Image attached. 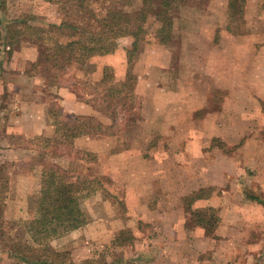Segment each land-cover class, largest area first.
<instances>
[{"label": "rangeland", "instance_id": "374dc122", "mask_svg": "<svg viewBox=\"0 0 264 264\" xmlns=\"http://www.w3.org/2000/svg\"><path fill=\"white\" fill-rule=\"evenodd\" d=\"M102 3L109 5L110 0L93 2L98 15L103 10ZM117 3L120 7L124 5L131 14L135 15L137 11V20H133L130 27L135 32L136 23L141 24L145 31L143 38L134 45L136 39L129 33L116 39L113 52L84 57L80 52L60 49L59 45L75 37H71L75 31L71 24L100 33L98 18L80 17L73 2L67 0L52 3L8 0L9 6L6 0H0V186L3 178L8 179L7 189L2 186L0 189L3 195L0 198V264H39L36 258L31 260L34 263L23 259L25 255L31 256L24 250L26 243L31 241L26 224L40 215L39 199L43 188L53 178L52 174L57 182L77 183L84 214L87 198L101 191L97 178L92 180L78 175L75 180L77 174H71L69 169L54 162H59L56 158L63 154H75L70 136L85 132L116 133L118 139L110 141L111 147L116 149L124 145L135 148L133 155L136 158L137 147L146 149L153 142L171 143L176 153L182 154L181 150L187 149L182 159L185 162L197 156L195 136L204 132L212 134L215 130L216 133L224 131L234 137L232 144L221 136H214L206 138L207 144L203 148H216L222 157L220 166L223 171L229 166L234 171L233 163L223 161L228 157L237 162L241 160L240 165L244 164V155L238 160L235 156L244 146L247 135L237 136V129L242 130L249 125L244 123L242 115L250 109L231 107L230 98L233 88L241 98H245L246 86H252L247 85L253 79L252 75L247 80L244 73L236 71L237 66L247 65L264 49V0H131L129 4L126 0H117ZM62 21L69 23L58 28ZM241 37L253 40L249 42L241 40ZM27 43L37 48L40 59L36 64L28 63V76L32 79L38 76L41 83L29 82L33 88L26 89L23 94H37L49 102L53 124L60 134L69 137L67 143L61 138L13 140L5 137L6 118L17 112L19 95L15 96L17 93L10 91L11 76L3 77V73H10L9 60L13 49ZM45 80L48 85L44 84ZM66 85L76 91L79 101L91 104L94 112V116H77V128L60 122V112L65 103L59 99L58 89ZM262 130L264 136V128ZM154 133L160 135L156 141L149 139ZM162 134L171 135V139L164 140L166 136ZM8 145L33 149L31 161L13 162L15 157L3 151ZM39 150L40 155L37 153ZM79 155L85 157L81 151L76 153L77 157ZM87 158H92L90 153ZM36 164L40 168L34 172ZM30 165L33 168L25 171ZM214 170L209 169L211 175L217 174L218 171ZM176 173L179 181L187 174L186 171ZM225 176L229 180L225 187L224 184L221 187L226 191H221L223 195L232 197L228 191L231 187L232 192L240 190L243 196L254 194L261 198L262 179L257 177L256 171L245 167L240 168L237 174L230 172ZM12 177L17 180V188L29 183V196L21 195L17 188L11 194L8 185ZM203 189L206 190L203 198L213 194V188ZM195 192L182 197L184 212L191 219L192 210L213 207L193 206L197 200L193 198ZM104 196L110 198L120 212L126 209L124 200L106 193ZM213 208L218 210L214 214L221 217V210ZM249 210L259 216L255 221L258 229L248 236L249 242L254 243L253 250L249 245L245 246V251L244 246L238 251L232 250L227 236L222 242L213 244V249L204 246L201 260L207 264H264V206H250ZM59 238L53 239L51 245L65 254V264H83L88 260L93 264H126L130 257H121L117 249L123 243L132 246L137 236L131 229L125 230L109 245L98 249L92 258L87 257L86 239L79 236L66 242ZM238 239L239 243L244 242L242 236Z\"/></svg>", "mask_w": 264, "mask_h": 264}, {"label": "crops", "instance_id": "0c3cea01", "mask_svg": "<svg viewBox=\"0 0 264 264\" xmlns=\"http://www.w3.org/2000/svg\"><path fill=\"white\" fill-rule=\"evenodd\" d=\"M6 2L9 6L8 0ZM241 40L252 42L253 38L241 37ZM262 43L264 44V40ZM38 57L37 48L28 43L12 51L9 60L10 73L4 72L3 77L11 76L12 80L8 85L10 91L17 93L15 96L19 95L20 104L18 103L15 114L7 115L5 137L13 140L16 138L23 140L61 138L64 143H67L69 137L60 134L57 126L53 124L49 102L39 98L37 94H23L26 89L33 88V83H41V80L37 79L38 76L32 79L26 70L28 63L37 62ZM251 60V63L248 62L247 65L237 66L236 72L244 73L247 80H250L249 76L252 75L253 82L247 83L252 86H246L245 98H241L233 88L230 98L231 107L250 109L242 115L244 123L249 125L244 126L242 130L237 129V136L247 135L244 146L235 156L238 160V157L244 155V164L240 165L241 160L237 162L234 158L228 157L223 161L227 164L233 163L234 171L230 166L223 171L220 166L222 157L216 148L212 150L203 148L207 144L206 138L214 136H221L225 142L232 144L234 137L224 131L216 133L215 130L212 134L204 132L195 136L194 140L198 146L197 156L185 162L182 159L183 154H187V149L184 152L181 150L182 154L176 153L171 143L153 142L147 143L150 145L146 149H143V146L137 147L136 158L133 155L135 148H127L124 145L116 149L111 147L110 141L115 142L118 139L116 133L85 132L70 136V139H73L75 154H63L56 158L59 162L57 160L54 162L69 169L71 174H77L75 180L78 179V175L87 176L92 180L97 178L101 183L99 184L101 191L92 194L85 201L86 224L58 240L65 239L69 242L81 236L82 239H86L87 257L92 258L98 249L106 247L122 232L131 229L133 235L137 236L132 246L128 247V243H123L117 249L121 257H130L126 264H207L201 260L204 246L213 249V244L215 246V243L222 242L227 236L230 237L232 250L238 251L244 246L245 251V246L248 245L253 250L254 243L249 242L248 236L258 229L255 221L259 216L249 210V207L264 206V136L262 133L264 128V112L262 111L264 110V49ZM24 80H28V83L25 84ZM44 84L48 85L46 80ZM58 90V95L61 96L59 99L65 103L60 112L61 123L77 128V116H94L91 104L79 101L76 91L70 85L62 86ZM162 136H166L164 140L171 139V135L162 134ZM150 138L156 141L160 135L154 133ZM8 146L3 151L15 157L13 162L31 161L30 154L33 149ZM78 151L85 153V157L83 155L77 157ZM37 153L40 155V150ZM88 153L91 154V159L87 158ZM136 167L137 170H135ZM245 167L256 171L257 177H261V198L254 194L243 196L240 190L232 192L231 187L228 191L233 196L223 195L221 187L223 184L225 187L229 180L225 175L230 172L237 174L240 168L245 169ZM32 168L33 165L25 171ZM39 168L36 164L34 172ZM211 168L215 169L214 172L217 170V174L211 175L209 171ZM176 171L187 172L184 178L186 181L183 184L184 179L179 181L177 177L179 174ZM8 186L12 194L17 188L15 177H12ZM207 187L213 188V194L208 198L197 199L193 206H213L221 210V222L214 235L208 234L205 228L195 223L191 216L184 212L182 204V197ZM29 188L28 183L22 184L17 190L21 195L29 196ZM223 192L226 193L225 190ZM105 193L121 201L124 200L126 209L120 212L114 202L104 196ZM244 207L245 210L248 209L247 212ZM239 236L243 237L244 242L239 243Z\"/></svg>", "mask_w": 264, "mask_h": 264}, {"label": "trees", "instance_id": "16d2710c", "mask_svg": "<svg viewBox=\"0 0 264 264\" xmlns=\"http://www.w3.org/2000/svg\"><path fill=\"white\" fill-rule=\"evenodd\" d=\"M47 2H58V0H45ZM73 2L75 10L80 17L98 18L100 23V33H92L87 31L85 27L71 24V28L75 29L69 40L65 44H60V49H67L70 53L80 52L84 57L93 56L96 54H108L115 50L116 39L125 36L129 33L135 37L134 45L138 39H142L145 31L141 24L136 23L135 32L131 29L133 20H137V11L135 15L120 7L117 0H110L109 5H102L103 10L98 15L93 8L94 0H67ZM106 1V0H105ZM128 4L131 0H126ZM145 16L142 17V20ZM2 20H0V23ZM67 21H62L59 27H64ZM67 26V25H66ZM88 32V33H87ZM40 59L38 60V62ZM37 62V63H38ZM36 64V63H35ZM2 61H0V68ZM52 179L48 181V185L42 190V196L39 199V216L30 220L26 224L27 230L31 234V241L24 246L25 251L31 255L24 256V260L38 259L39 264H65V254L55 250L51 241L61 237L77 228L84 226L87 222L81 205V197L78 192L76 182H66L55 180V175L52 174ZM8 179L3 178L1 186L7 189ZM0 186V189L2 190ZM205 189H201L193 194L194 199H201L205 196ZM0 191V198L2 197ZM217 209L207 207L198 210H192L191 215L193 220L212 235L221 221L220 215L217 214ZM33 262V261H31ZM34 263V262H33ZM83 264H93V261L88 260Z\"/></svg>", "mask_w": 264, "mask_h": 264}]
</instances>
